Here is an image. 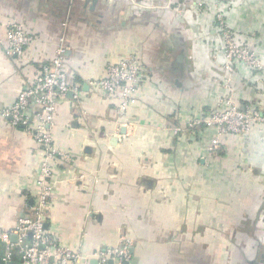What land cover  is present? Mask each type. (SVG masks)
I'll use <instances>...</instances> for the list:
<instances>
[{"label": "crops", "instance_id": "0c3cea01", "mask_svg": "<svg viewBox=\"0 0 264 264\" xmlns=\"http://www.w3.org/2000/svg\"><path fill=\"white\" fill-rule=\"evenodd\" d=\"M206 1L0 0V109L65 39V71L77 97L57 104L54 143L69 159L53 165L45 223L88 264L98 249L123 239L127 264H221L227 252L229 264H264V124L225 136L213 153L212 130L187 128L225 92L213 14L222 11L237 34L246 33L245 43L264 46V0ZM10 20L35 37L18 57L3 49ZM129 54L142 58L146 72L119 115L117 102L89 81ZM236 74L234 100L264 108V72ZM42 155L28 133L0 116V229L31 214Z\"/></svg>", "mask_w": 264, "mask_h": 264}, {"label": "built area", "instance_id": "2783aa9c", "mask_svg": "<svg viewBox=\"0 0 264 264\" xmlns=\"http://www.w3.org/2000/svg\"><path fill=\"white\" fill-rule=\"evenodd\" d=\"M199 6L202 4H198ZM4 25V53L18 57L35 41L23 24L17 20L6 21ZM66 26V23H63ZM222 48L223 94L217 96L215 107L207 114L188 120L187 128H200L214 132L208 150L213 153L229 135H245L253 128L264 124V108L253 104H240L234 100L232 78L239 65L250 71H264V61L258 52L248 44L236 41V33L230 27L222 11L215 12ZM67 47L64 37H60L54 54L43 63L35 79L23 85L15 99L0 109V116L15 127L21 128L42 148L43 155L38 167V192L29 216L18 218L10 230L0 229V264H88V258L68 245H62L45 228L46 212L52 202L53 185L50 178L57 160L69 159V154L55 145L53 128L59 100L68 94L77 97V87L69 84L65 71ZM146 67L136 54L108 61L104 75L89 81L97 91L104 92L110 102H117L116 112L123 115L134 102L135 95L142 88V78ZM174 133L178 127L172 129ZM15 236L14 241L12 237ZM129 240L123 239L116 247L98 249L93 256L99 264H122L129 261ZM17 258H14V255Z\"/></svg>", "mask_w": 264, "mask_h": 264}, {"label": "rangeland", "instance_id": "374dc122", "mask_svg": "<svg viewBox=\"0 0 264 264\" xmlns=\"http://www.w3.org/2000/svg\"><path fill=\"white\" fill-rule=\"evenodd\" d=\"M222 1L223 0H209V2L207 3V1H206V3L208 4L207 6H211L212 4H215V3H222ZM237 1V0H236ZM176 5L178 4V3H175ZM198 4V3H197ZM196 4V5H197ZM237 5L239 6V5H244V3H243V0H238V3H237ZM202 8V7H201ZM197 9H199V5H197ZM194 12H192L191 14H187V17H189V19L195 14H193ZM178 16L179 17H181L183 20H187V18H186V14H182L181 13V11L180 10H178ZM213 18H214V22H215V14H213V16H212V21H213ZM234 30V29H233ZM260 30L261 29H259V31H252V32H255V33H258V34H261L260 33ZM215 31H216V33L218 34V36H219V33H218V30H217V27H215ZM235 31V30H234ZM262 31V30H261ZM246 32H249V31H246ZM236 33V32H235ZM246 33H242V35H239V34H237L236 33V41L238 42V43H240V44H247V43H245L244 42V38L242 37V36H244ZM248 34H250V33H248ZM249 36V35H248ZM256 39V37H254V34H252V36H251V40H253V44H254V40ZM220 45H222L221 44V41H220ZM249 45V44H248ZM251 46V45H250ZM252 47L258 52V55L259 56H261L262 57V59H263V61H264V57H263V51H262V49L264 50V46L263 45H258V44H255V45H252ZM262 52V53H261ZM193 58V57H192ZM190 63H193V68H197L196 66H197V64H196V62H194V60H193V62H190ZM238 70H240L241 72H243L244 70H245V66H242V65H239V67L237 68V71ZM264 72V71H263ZM263 72H261V73H263ZM257 73H260V72H258L257 71ZM237 75V74H236ZM222 76L224 77V73L222 72ZM244 83V82H243ZM232 85H233V78H232ZM182 133V132H181ZM223 234V233H222ZM224 236V235H223ZM228 236V235H227ZM227 236H225V238L226 239H229ZM233 238H234V235H233ZM229 255L230 254H228V252L227 253H222L221 254V256L222 257H220V262H221V264H229L228 262L230 261V259H229Z\"/></svg>", "mask_w": 264, "mask_h": 264}, {"label": "water", "instance_id": "95a60500", "mask_svg": "<svg viewBox=\"0 0 264 264\" xmlns=\"http://www.w3.org/2000/svg\"><path fill=\"white\" fill-rule=\"evenodd\" d=\"M1 109H2V108H1ZM44 226H45V228H46V223H45ZM12 239L15 241V240H16L15 236H13ZM89 264H99V262H98V260H97L96 258H94V259H91V260H90ZM107 264H113V261H112V260H109V261L107 262ZM122 264H127V261H124Z\"/></svg>", "mask_w": 264, "mask_h": 264}, {"label": "trees", "instance_id": "16d2710c", "mask_svg": "<svg viewBox=\"0 0 264 264\" xmlns=\"http://www.w3.org/2000/svg\"><path fill=\"white\" fill-rule=\"evenodd\" d=\"M0 253H1V251H0ZM14 258H15V259L17 258V255H16V254L14 255Z\"/></svg>", "mask_w": 264, "mask_h": 264}]
</instances>
